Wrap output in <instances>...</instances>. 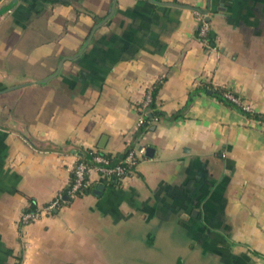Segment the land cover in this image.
Listing matches in <instances>:
<instances>
[{"label":"crops","instance_id":"0c3cea01","mask_svg":"<svg viewBox=\"0 0 264 264\" xmlns=\"http://www.w3.org/2000/svg\"><path fill=\"white\" fill-rule=\"evenodd\" d=\"M203 84L264 118V0H0V264H122L137 240L172 264H264V121L189 105ZM133 141L154 153L101 174L93 155L114 166ZM83 158L89 189L22 226Z\"/></svg>","mask_w":264,"mask_h":264},{"label":"built area","instance_id":"2783aa9c","mask_svg":"<svg viewBox=\"0 0 264 264\" xmlns=\"http://www.w3.org/2000/svg\"><path fill=\"white\" fill-rule=\"evenodd\" d=\"M200 26L198 29V37L204 43H207V36L209 34V23L203 16H199ZM225 97L240 106L245 112L253 113L252 106L243 102L240 97L226 92ZM153 102V91L148 92L145 102L143 104L144 109H148ZM148 111L143 113L138 119V125L145 121L149 116ZM158 122V118L151 119L148 124ZM145 150L143 148H134L128 152V154L116 165H112L111 160L102 155H93V160L99 166L100 173L105 177L113 180H121L126 176L132 174L140 161L143 159ZM90 170V164L86 160H80L76 164L73 171V180L69 185L67 191L64 194L58 195L52 202L47 204L44 208H36L34 211L26 210L21 217V225L26 226L40 220L45 214H53L57 212L62 206L68 205L78 198L81 194H84L89 189L88 174ZM65 196L67 199H65Z\"/></svg>","mask_w":264,"mask_h":264},{"label":"trees","instance_id":"16d2710c","mask_svg":"<svg viewBox=\"0 0 264 264\" xmlns=\"http://www.w3.org/2000/svg\"><path fill=\"white\" fill-rule=\"evenodd\" d=\"M160 87H161V86H160V84H159V85H157V86L154 88V90H153V102H152V103L150 104V106L148 107V110L151 111V114H150L151 117L148 116V117L145 119V121L140 125V127H139V133H138V134L136 135V137H135V140H136V141H137V139H138L140 133H143V132L147 129V127H150V125L148 124V122H149L152 118H153V119L158 118V121L160 120L161 113L158 112V111L156 110V105H155V99H156L157 92L159 91ZM204 93H211V95L217 97L218 99H220L221 101H223V102H225V103H228V104L234 106V107H235L236 109H238L241 113L247 115V116L250 117V118H253V119H255V120L264 121V118H262V117H260V116H258V115H256V114H253V113L251 114V113L245 112L240 106H238V105L234 104L233 102H231L230 100H228V99L225 97V93H226L225 91H223V90H221V89L213 88V87L208 86V85H205V84L201 85L199 88H197L194 92H192V93L190 94V98H189L188 104L190 105V104L192 103L194 97H196L197 95H200V94H204ZM149 113H150V112H149ZM178 117H179V116H178ZM178 117H176V119H177ZM134 145H135V142L133 141L131 147L128 148V150H127V152L125 153L124 157L128 154V152H129L130 150L133 149ZM89 157H90V156H86L85 158H86L87 160L92 159V157H90V158H89ZM124 157H123V158H124ZM85 158H83V160H86ZM87 160H86V161H87ZM36 208H37L36 204L32 201V202H31V206L28 208V210H29V211H34Z\"/></svg>","mask_w":264,"mask_h":264},{"label":"rangeland","instance_id":"374dc122","mask_svg":"<svg viewBox=\"0 0 264 264\" xmlns=\"http://www.w3.org/2000/svg\"><path fill=\"white\" fill-rule=\"evenodd\" d=\"M139 241L137 240L135 244L126 243L123 255V257H125V261H123L122 264H172V261L165 262L164 257H167V254L164 250L163 252L166 255L151 254L149 251H146L147 249L145 245ZM187 253L188 252L184 251L183 255L187 256Z\"/></svg>","mask_w":264,"mask_h":264},{"label":"water","instance_id":"95a60500","mask_svg":"<svg viewBox=\"0 0 264 264\" xmlns=\"http://www.w3.org/2000/svg\"><path fill=\"white\" fill-rule=\"evenodd\" d=\"M114 8H115V4H114ZM114 8H113L112 14H113V12H114ZM112 14H111V15H112ZM110 17H111V16H110ZM110 17H109V18H110ZM106 21H107V20H106ZM106 21H105V22H106ZM105 22H104V23H105ZM145 153H146L147 156H151V155L154 153V149H153V148H146ZM99 189H102V188H99ZM65 199H67L66 196H65Z\"/></svg>","mask_w":264,"mask_h":264}]
</instances>
